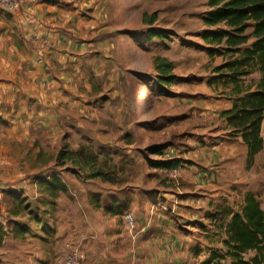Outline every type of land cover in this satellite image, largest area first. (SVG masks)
I'll list each match as a JSON object with an SVG mask.
<instances>
[{"label": "crops", "instance_id": "0c3cea01", "mask_svg": "<svg viewBox=\"0 0 264 264\" xmlns=\"http://www.w3.org/2000/svg\"><path fill=\"white\" fill-rule=\"evenodd\" d=\"M97 2L30 0L12 11L0 7V223L7 228H0V264H64L77 247L83 264H199L203 258L192 250L202 241L209 204L229 199L240 182L245 187L244 175L240 181L231 172L247 168V146L228 136L220 118L232 100L216 96L208 75L202 76L200 88L185 81L171 97L158 94L143 132L118 129L117 118L104 109L110 84L95 81L121 73L117 54L96 49L107 48L103 18L113 22L118 11ZM174 119L181 146L156 156L183 160L171 169L151 165L132 142L121 148L111 142L129 133L147 141L170 137L165 124ZM65 143L71 150L95 144L113 180L65 178L67 166L55 165ZM53 174L66 186L54 206L19 213L15 203L8 205L5 192L12 190L40 195L45 203L36 182ZM37 214L40 222L33 220ZM16 222L29 231L15 235Z\"/></svg>", "mask_w": 264, "mask_h": 264}, {"label": "trees", "instance_id": "16d2710c", "mask_svg": "<svg viewBox=\"0 0 264 264\" xmlns=\"http://www.w3.org/2000/svg\"><path fill=\"white\" fill-rule=\"evenodd\" d=\"M205 3L207 10L202 15L205 29L199 37L211 61L221 58L220 63L210 67L207 84L217 96L232 100L231 108L223 110L220 118L230 128L228 136L240 137L247 146L246 166L249 168L264 146V0H205ZM156 21V13H143L142 22L149 25L147 36L150 41L170 39L166 30L153 26ZM153 65L159 86L167 87L177 80L173 74V61L156 56ZM148 149L157 155L163 151L161 145H152ZM181 162L179 158H172L150 163L171 169ZM55 165L67 166L68 172L84 175L86 179L113 180L108 160L101 161L90 144L81 143L77 149L69 150L65 143L55 158ZM48 178L38 179L36 184L39 193L46 198L45 204L54 206V200L65 192L66 186L56 174ZM5 199L19 203L18 208L24 207L21 202L25 197L20 191L5 192ZM233 200L231 196L209 204L202 241L192 250L195 257L203 258L199 264H264V209L250 191L243 192L240 200ZM30 210L27 206L19 213ZM33 220L41 221L38 214ZM0 228L7 229L1 223ZM12 231L23 236L29 226L16 222Z\"/></svg>", "mask_w": 264, "mask_h": 264}, {"label": "rangeland", "instance_id": "374dc122", "mask_svg": "<svg viewBox=\"0 0 264 264\" xmlns=\"http://www.w3.org/2000/svg\"><path fill=\"white\" fill-rule=\"evenodd\" d=\"M105 3L113 7L116 6L118 16L112 18L113 22L108 20L109 16L108 18H103L102 29L108 30L105 35L106 38L103 39L105 40L103 44L107 45V48L100 47L101 49H99L96 46V49L100 50L101 53L107 50L108 55L117 54L122 60V64L118 65L121 73L119 75L118 73L115 74V79L111 81L104 74L101 80L96 78L95 81L98 84L105 83L106 86L110 84L109 92L104 97L107 101V107H104V109L110 113L109 118H117L115 126H119L118 129H123V132L127 129L129 132L137 134L136 131L139 129L143 132L142 127H146V129L149 127L150 124L147 123V120L153 117L152 112H155L158 108V94H163L167 98L171 97L175 93L174 91L185 81L195 82L200 88L204 82L201 79L202 76L205 78L209 73L210 67L213 64L220 63V59L217 57L213 62L207 57L205 46L199 37V34L205 29L202 23V15L207 10L205 0H98L97 5L101 4L102 6ZM106 13L108 11L103 10L101 16H105ZM143 13H156L157 21L153 26L166 30L170 39L164 41L153 39V41H150L147 36L149 25H145L142 22ZM112 32H115V35L112 36L111 34L108 37V34ZM156 56L165 57L176 65L173 74L177 76V80L167 87L158 85V73L153 65V58ZM106 72L108 73V71ZM91 80H94L93 76H91ZM141 83L145 84V86L142 89L140 87L137 88ZM144 91L148 95L147 103H145L146 95L143 97ZM138 101L140 105L137 104ZM136 105L141 107V112H137V109H135ZM177 124L178 121L175 119L165 124L166 129L170 132V137L147 141L140 135L136 137L134 134L129 133L127 138L111 140V142L114 147L118 148H121L127 142H132L137 152L151 162L152 160H157L158 157H164L167 152L169 155V150L177 149L181 146L177 145V142H179ZM132 136L134 137L132 138ZM262 137L264 138V130ZM75 140H77L76 137ZM141 144H145L146 147L143 149ZM90 145L92 147L96 146L95 144ZM152 145H161L163 148L162 152L165 153L152 154L148 149ZM183 147L180 150H183ZM99 158L101 161L104 159L102 156ZM263 165L264 151L256 158L251 168L245 167V171L243 170L242 172L240 169L237 170L235 168L231 172V176H237L238 174L240 181L242 175H244L245 182V187L241 186V182L240 186L237 187V184L235 185L236 187L233 188L232 192V200H240L243 192L250 191L257 196L264 209ZM65 176V178L69 179H86L84 175L77 176L74 172H65ZM74 185L76 186V183ZM72 190H76L75 194L78 196L79 190L71 188ZM27 193L29 194L23 193V195L25 194V199L21 204L24 207H20L19 210L27 209V206L32 208V210L36 208V205L39 210H41L40 205L45 207L40 195L35 197V194ZM7 202L9 206L14 204L12 200H7ZM232 202L238 203L234 200ZM15 204L17 207L20 206L19 203ZM10 221L12 222V220Z\"/></svg>", "mask_w": 264, "mask_h": 264}, {"label": "built area", "instance_id": "2783aa9c", "mask_svg": "<svg viewBox=\"0 0 264 264\" xmlns=\"http://www.w3.org/2000/svg\"><path fill=\"white\" fill-rule=\"evenodd\" d=\"M30 0H0V7L9 11L28 3ZM178 170H174L176 172ZM64 264H83L79 253V248H75L72 252L63 258Z\"/></svg>", "mask_w": 264, "mask_h": 264}]
</instances>
